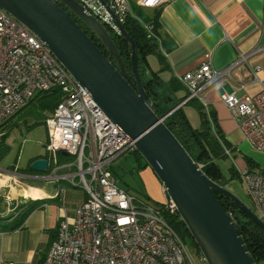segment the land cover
Masks as SVG:
<instances>
[{
  "label": "built area",
  "instance_id": "1",
  "mask_svg": "<svg viewBox=\"0 0 264 264\" xmlns=\"http://www.w3.org/2000/svg\"><path fill=\"white\" fill-rule=\"evenodd\" d=\"M77 1L115 35L120 32L114 15L123 23L124 17L132 14L129 0ZM167 1L138 0L137 5L157 8ZM204 57L197 68L178 78L188 92L184 102L199 99L207 85L228 75L244 55L220 70L211 66L210 53ZM51 88L60 89L63 96L44 119L45 152L53 157V161L47 158L48 175L66 181L71 177L82 186L86 198L75 208L71 223L66 217L60 220L40 264H192L184 242L164 219L166 212L177 213L172 200L166 197L155 206L136 199L118 187L111 175L110 162L124 151L133 150V141L96 105L90 92L43 42L0 8V124L37 92ZM220 99L244 140L264 153V89L255 95L241 96L223 90ZM58 152H66L73 160L61 163L55 158ZM224 153L231 157L229 149L224 148ZM240 176L264 221V173L245 167ZM161 190L165 193L163 187Z\"/></svg>",
  "mask_w": 264,
  "mask_h": 264
},
{
  "label": "water",
  "instance_id": "2",
  "mask_svg": "<svg viewBox=\"0 0 264 264\" xmlns=\"http://www.w3.org/2000/svg\"><path fill=\"white\" fill-rule=\"evenodd\" d=\"M0 8L36 35L90 92L96 105L133 141V150L142 156L165 189L207 264H257L238 221L223 209L214 192L228 197L263 231L264 221L229 190L210 179L164 124L166 115L157 116L142 86L136 42L115 15L119 34L130 49L129 71L107 28L77 0H0ZM65 9L87 26L107 55ZM61 154L66 156V152ZM29 168L39 173L37 177L44 178L48 160L33 159Z\"/></svg>",
  "mask_w": 264,
  "mask_h": 264
},
{
  "label": "crops",
  "instance_id": "3",
  "mask_svg": "<svg viewBox=\"0 0 264 264\" xmlns=\"http://www.w3.org/2000/svg\"><path fill=\"white\" fill-rule=\"evenodd\" d=\"M145 9L150 17L156 14L160 24L158 48L167 68L160 71L157 59L158 67L152 69L158 71L163 80L178 79L184 72L197 68L205 60V53H210L211 66L216 70L228 67L244 55L228 75L207 85L197 99L207 111H215L224 137L235 152L240 151L245 147L243 134L220 99V93L224 90L240 96L255 95L264 89V0H169L157 8ZM179 94H186L185 89ZM246 151L262 154L251 146L246 147ZM239 160L240 167H237L241 171L246 164L242 158ZM48 174L44 178L30 177L54 179ZM47 184L43 181L42 185L34 186L39 195L33 199L45 200L39 202L19 227L7 228L17 217L16 211L1 222L0 261L40 264L57 234L60 220L66 217L70 223L73 221L75 208L86 198V192L72 188L57 190ZM161 187L163 202L167 196Z\"/></svg>",
  "mask_w": 264,
  "mask_h": 264
},
{
  "label": "trees",
  "instance_id": "4",
  "mask_svg": "<svg viewBox=\"0 0 264 264\" xmlns=\"http://www.w3.org/2000/svg\"><path fill=\"white\" fill-rule=\"evenodd\" d=\"M131 8L133 14H127L124 17L122 24L127 30L128 34L136 42L138 48V67L140 68V65L143 63L148 65L147 55L156 52L158 49L160 24L156 14L151 17L147 15L141 21V19H138L137 13H135L136 11L140 12L141 8L135 3L131 4ZM147 25L149 27L148 29L145 27ZM80 27L84 30L81 25ZM84 31L98 46L100 51L107 55L106 49L101 43H99V40L90 32L88 33L86 30ZM110 36L115 44L116 49L120 53L127 70H130V49L128 44L120 35H115L110 32ZM157 58L160 64L159 70L161 71L166 69V61L160 53H157ZM139 74L141 77L142 86L145 88V91L152 100L153 108L157 116L161 117L166 115L163 119L164 124L174 134V136L186 149L192 159L201 166V169L210 179L222 185L220 182L221 171L219 165L217 164V159L219 157L227 156L224 153V148L229 149L231 154L233 153L231 158H234L235 150L234 147H232V145L224 137L222 130L217 124L215 111H207L204 108L205 106L198 102L196 98H189L182 105H179L183 100L186 99L188 92L186 87L174 77H171L168 80H163L159 76L158 71L152 72V79L149 78V76H147V74H145L142 70H139ZM184 89L186 94L180 95L179 93L184 92ZM62 96L63 94L58 88H51L49 90L37 92L26 105L6 118L0 124V159L6 152L7 145H4V141L8 131L12 128H17L16 126L19 123H23L22 126L25 127L44 124V119L62 99ZM193 100L197 101L198 108L200 110L201 125L198 128L191 126L183 110V106L185 104H189ZM30 105H33L34 108H32ZM35 115H38V118L32 120L31 118ZM9 120L12 122L8 125L7 122ZM57 155L59 161L66 159V156L62 155L61 152H58ZM39 157L46 158L45 155H38L33 157L30 162L33 159ZM243 160L245 161L246 168L248 170L264 173V169L259 168L251 157L243 155ZM29 163L28 169L32 171L29 168ZM237 170L238 169L234 166V164H232L230 167L231 173H238L239 171ZM214 193L223 209L225 211L231 212L234 218L238 221L242 236L245 240V244L256 263L264 264V231L250 218H248V216L243 211H241L238 206L228 197L219 192ZM44 200L45 199L34 200L28 198L25 202H22L19 205L18 203L16 204L15 202H12L13 208L14 206H25V209L23 210V213L21 212L16 218L12 220L7 228L15 229L19 227L23 223L24 218L32 210L38 207L40 201ZM8 218L9 217H7V215H0V224ZM164 219L179 235L183 242L184 240L189 239V241H191L192 244L198 249L191 237L189 230L177 213L170 214L166 212L164 213Z\"/></svg>",
  "mask_w": 264,
  "mask_h": 264
},
{
  "label": "rangeland",
  "instance_id": "5",
  "mask_svg": "<svg viewBox=\"0 0 264 264\" xmlns=\"http://www.w3.org/2000/svg\"><path fill=\"white\" fill-rule=\"evenodd\" d=\"M129 1L130 4L134 3V0ZM133 10L136 11L135 9ZM135 13H137L138 19L142 21V19L148 15V10L141 8L140 12L136 11ZM157 53H159V48L156 52L147 55L150 66L154 68L158 67ZM30 106L34 108L33 105ZM183 110L191 126L198 128L201 125V118L197 101L193 100L189 104H185ZM36 118H38V115H35L31 119L33 120ZM11 122L12 121L9 120L7 124L9 125ZM22 124L23 123H19L16 126L17 128L10 129L6 135V139L4 138V145H7V147L4 156L0 159V215H11V212L15 211L17 214L23 213L25 206H14V208L11 209V207H13L12 202L18 203V205L21 202H25L30 197L23 196L22 191L30 187L42 185L43 181H46L48 186L57 190L72 188L82 192L81 189H83L81 185L73 182L71 177L67 179V182L58 179L37 180L30 177V175H39V173L28 169V163L33 157L45 155L46 158L51 161H53V157L51 154L45 152V143L47 140L45 125L37 124L31 127H25L22 126ZM243 143L245 147L243 146L240 151L237 150L235 152L234 159L236 158L240 161L239 158L243 159V155L251 156L257 166L264 169V153H248L246 147L249 148L250 144L246 140H244ZM57 154L58 153L55 154V158L59 160ZM231 155L233 156V153ZM72 160V158L66 156V159L60 160V162L63 163ZM235 161L229 156L219 157L217 159V164L221 171L220 182L224 188L235 195L255 215L259 216L258 210L255 208L248 195L244 179L239 174V163L236 161V165ZM232 164L238 169V173H231L230 167ZM109 168L111 175L115 179L116 185L133 195L136 199H143L153 205H159L162 202L160 194L161 183L158 181L153 171L146 165L142 156L136 151L126 150L119 154L110 162ZM42 175L44 176V174ZM68 182L76 186L71 187V184ZM184 245L192 264H207L201 253L189 239L184 240Z\"/></svg>",
  "mask_w": 264,
  "mask_h": 264
},
{
  "label": "flooded vegetation",
  "instance_id": "6",
  "mask_svg": "<svg viewBox=\"0 0 264 264\" xmlns=\"http://www.w3.org/2000/svg\"><path fill=\"white\" fill-rule=\"evenodd\" d=\"M66 11H67V13L76 21V22H78V24H80L83 28H84V30H86L88 33L90 32V30L87 28V26L75 15V14H73L70 10H68V9H65ZM91 33V32H90ZM93 35V34H92ZM100 43V42H99ZM148 62V65H146L145 63H143L142 65H140V68L138 67V71L139 70H142L145 74H147V76H149V78H151L152 79V72H154L153 71V69H152V67L150 66V62L149 61H147ZM129 71V70H128ZM148 72H150V73H148Z\"/></svg>",
  "mask_w": 264,
  "mask_h": 264
},
{
  "label": "bare ground",
  "instance_id": "7",
  "mask_svg": "<svg viewBox=\"0 0 264 264\" xmlns=\"http://www.w3.org/2000/svg\"><path fill=\"white\" fill-rule=\"evenodd\" d=\"M22 195L30 198H35L39 195V191L34 187H30L28 189H24L22 191Z\"/></svg>",
  "mask_w": 264,
  "mask_h": 264
},
{
  "label": "snow or ice",
  "instance_id": "8",
  "mask_svg": "<svg viewBox=\"0 0 264 264\" xmlns=\"http://www.w3.org/2000/svg\"><path fill=\"white\" fill-rule=\"evenodd\" d=\"M149 2H150V0H149Z\"/></svg>",
  "mask_w": 264,
  "mask_h": 264
}]
</instances>
